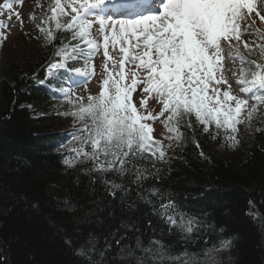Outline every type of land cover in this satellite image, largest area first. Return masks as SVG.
Here are the masks:
<instances>
[{
  "label": "trees",
  "instance_id": "16d2710c",
  "mask_svg": "<svg viewBox=\"0 0 264 264\" xmlns=\"http://www.w3.org/2000/svg\"><path fill=\"white\" fill-rule=\"evenodd\" d=\"M51 27V45L38 31L40 43L26 41L0 57V264H136L121 249H136L137 237L143 247L160 240L172 255L187 249L197 254V264H264V132L255 131L264 122L254 119L235 147L202 127L182 128L185 136L163 160L137 158L123 174L95 171L82 156L67 165L75 153L61 142L80 125H70L63 115L69 110L50 111L59 99L39 80L60 40L71 34ZM169 197L185 220L198 222L192 233L170 229L157 214ZM106 239L111 248L101 258ZM225 239L231 245L221 248ZM142 255L136 249L135 257Z\"/></svg>",
  "mask_w": 264,
  "mask_h": 264
},
{
  "label": "snow or ice",
  "instance_id": "6c2138e0",
  "mask_svg": "<svg viewBox=\"0 0 264 264\" xmlns=\"http://www.w3.org/2000/svg\"><path fill=\"white\" fill-rule=\"evenodd\" d=\"M154 4L159 7H150V14L116 20L93 13L95 4L89 0H68L64 4L55 0L51 15L36 25L49 45L56 40L53 21L56 32L71 34L70 40H60L52 58L42 66L45 79L39 80L53 88L54 98L66 100L70 110L63 115L72 116L80 125L67 133L70 140L61 142L62 148L75 153L64 160L65 164H76L82 156L93 162L95 171L123 174L130 171L127 166L137 158L163 160L170 146L165 141H180L185 136L182 128L202 127L204 134L213 139L223 135L225 146L235 147L240 142L241 124L250 129L254 119L264 122V13L254 0H154ZM13 7L10 0L0 4V10L11 12ZM90 15L95 18L90 19ZM15 16L22 25L20 13ZM61 16L70 18L65 23ZM10 21L11 16L7 24L0 20V29L10 27ZM245 36L252 39L245 40ZM6 39L7 34L0 31V40ZM110 45L119 47L122 55L118 62L109 52ZM101 48L104 64L98 93L87 97L75 93L73 86L87 85L95 74L92 60ZM81 60L84 68L70 67ZM226 60L231 61L230 66L225 65ZM128 65L134 67L129 70ZM233 80L237 92L233 91ZM67 81L71 84L65 86ZM134 94L140 96L139 107ZM149 97L158 101V112L149 111ZM157 121L165 130L159 139L150 123ZM255 131L264 132V128ZM196 148H200L198 141ZM139 179L143 177L138 175ZM153 195H159L157 190L153 189ZM180 208L169 197L160 204L157 214L170 229L190 234L198 222L194 218L185 220ZM89 243L95 253V239ZM105 244L106 248L99 251L101 258L111 248L109 240ZM230 245V239L220 241L221 248ZM136 249L143 255L135 257ZM136 249L125 246L121 251L134 257L136 264H197V254L185 249L172 255L160 240L143 247L137 237Z\"/></svg>",
  "mask_w": 264,
  "mask_h": 264
},
{
  "label": "rangeland",
  "instance_id": "374dc122",
  "mask_svg": "<svg viewBox=\"0 0 264 264\" xmlns=\"http://www.w3.org/2000/svg\"><path fill=\"white\" fill-rule=\"evenodd\" d=\"M109 2L102 4V2H98V0H89L90 3L95 4V7L92 9V12L99 15H105L111 16L113 19L120 20V19H132L136 18V14L138 13H144L145 15L150 14L149 12H146L148 8H141L142 2L132 1L127 4V2H124L126 6H129L130 8H134V12H131L133 9H127L130 12L123 13L118 12L121 4H119L122 1L127 0H103V2ZM10 2L13 3L14 7L11 12L8 10H0V20H3L6 24L9 23V16H11V26L8 28L0 29V31H4L7 34L6 40H0V57H4L8 53L15 54L20 48V45H24L26 41L30 40H36L35 42L40 43L41 42V36L38 35V30L36 28V25L39 24L41 20H46L50 13V8L53 6L55 0H10ZM68 2V0H61V3L64 4ZM77 2H83V0H77ZM119 2V3H118ZM254 2L257 4V7L259 10H261L262 13H264V0H254ZM4 3V0H0V4ZM157 5V4H156ZM154 4V0H150L148 6L150 7H158ZM42 6V7H40ZM67 11L70 12V9H67ZM19 12L20 16L23 18V24L21 25L20 20L15 16V13ZM135 13V14H134ZM132 14V15H131ZM131 15V16H130ZM30 16H34V19H30ZM70 17H64L61 16L59 19L61 22H67V20ZM90 19H94V15L89 16ZM53 27H55V21L52 22ZM257 25L259 26V20L257 18ZM45 28L48 27L47 24L44 25ZM264 30V29H262ZM245 40H250L252 37L245 36ZM109 52L111 55H113L114 60L117 62L119 61L121 57V53L119 52V47L116 49H113L110 45ZM241 52H244L243 46L241 45ZM92 63L96 66L95 74L90 78L87 85L85 84H79V86H73V91L77 94L83 95L87 97V95L92 94L96 95L99 91V83L101 79V72L103 69L104 59H103V48L99 50V52L96 53V55L93 57ZM111 61L109 62V65L111 66ZM239 62L237 61V65ZM226 66L231 65V61H225ZM70 67H81L84 68L85 64L83 60H81L79 63L70 65ZM129 70L134 67V65H128L127 66ZM228 75H231V73H228ZM0 77H2V73L0 70ZM234 85L233 91L237 92L238 89L235 87V81H231ZM71 84V81H67L65 86H68ZM135 96V102H137V106L139 107V100L140 96L134 94ZM147 107L149 111L156 113L160 109V105L158 104V101L155 99H152L151 97L147 98ZM60 110H70V105L66 102V100L59 99L58 103H53L50 106V111L53 112H59ZM153 123L154 127V135L156 138H161L162 134L164 133V127L163 125L157 121V122H150ZM70 125H75L74 118L70 116ZM243 130L250 131L251 128H247L246 124H241L239 126V133H241ZM175 140L173 141H165L166 144H169L170 146L167 148L166 154L171 151L172 146L175 144ZM166 156V155H165Z\"/></svg>",
  "mask_w": 264,
  "mask_h": 264
},
{
  "label": "bare ground",
  "instance_id": "6f19581e",
  "mask_svg": "<svg viewBox=\"0 0 264 264\" xmlns=\"http://www.w3.org/2000/svg\"><path fill=\"white\" fill-rule=\"evenodd\" d=\"M139 1H142V0H139ZM157 6H159V5H157ZM144 9V8H143ZM148 11V10H147Z\"/></svg>",
  "mask_w": 264,
  "mask_h": 264
}]
</instances>
